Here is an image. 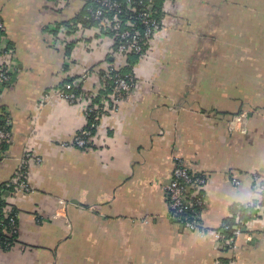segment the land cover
<instances>
[{
	"label": "crops",
	"instance_id": "0c3cea01",
	"mask_svg": "<svg viewBox=\"0 0 264 264\" xmlns=\"http://www.w3.org/2000/svg\"><path fill=\"white\" fill-rule=\"evenodd\" d=\"M83 1L0 0L18 59L0 86L12 121L11 141L0 146V195L18 210L17 241L0 249V264H264V0L165 2L177 6L160 14L133 67L137 86L96 112L88 143L77 147L87 116L57 89L109 47L67 55L76 35L60 46ZM28 148L40 161L25 193L10 184ZM179 161L205 177L197 231L169 216L165 186ZM250 204L259 207L233 242L217 240L233 208Z\"/></svg>",
	"mask_w": 264,
	"mask_h": 264
},
{
	"label": "built area",
	"instance_id": "2783aa9c",
	"mask_svg": "<svg viewBox=\"0 0 264 264\" xmlns=\"http://www.w3.org/2000/svg\"><path fill=\"white\" fill-rule=\"evenodd\" d=\"M168 3H176V0H165ZM153 0H101L100 7L94 12V18L99 22L93 26H82L74 24L73 29H68L64 26V36L61 39L60 46H64L65 50L68 47L69 40L76 35L72 46L73 49L81 48L83 51H95L102 48L105 41H109V47L105 51L103 62L106 63L107 58L112 62L105 67L98 65L92 70H87L79 76L68 75L65 81L57 89L58 96L70 104H82L84 116H88L93 112H100L104 106H107L110 100L118 102L121 99L130 95L137 86L136 77L131 74H120L119 68L127 65L126 55L134 53L140 59L145 57L152 46L154 36L161 29V22L158 21L150 10V5ZM131 12L129 18L123 21L119 15ZM113 15L109 16L108 13ZM140 24V26H138ZM104 32H111V36L103 35ZM117 37V42L115 38ZM116 43V49L114 45ZM71 48V49H72ZM70 49V53H71ZM103 67V68H102ZM18 68V59L15 50L7 44L4 33V22L0 17V86H6L11 83L12 76ZM102 70L101 76L100 69ZM72 78H71V77ZM89 77L95 82L94 87L85 89L83 82ZM105 83L111 85V94L98 101L94 99L103 92ZM79 88V90L77 89ZM0 146L8 144L11 141V117L6 109H0ZM91 136V131L86 127L80 129L73 137L72 143L77 147H84ZM40 159L31 149L24 151L23 157L17 174L15 175L14 183L16 190L22 192H31L32 186L29 181V169L32 163L39 162ZM205 184V177L201 175H193L181 162H177L171 181L165 186L168 204L169 216L178 220L183 228L187 230H200L201 225L198 221L199 210L204 205V198L200 188ZM259 190L262 200H264V181L259 183ZM256 208L259 204H253ZM195 207L198 211H195ZM8 226L17 229V224L14 218L10 219ZM223 229L231 228L232 237L225 238L221 230L213 231L214 237L219 241L233 242V238L241 232L239 226L229 227L226 224L221 225ZM233 244V243H232ZM6 249L11 246V242H5ZM1 247V243H0ZM228 264H233L228 262Z\"/></svg>",
	"mask_w": 264,
	"mask_h": 264
},
{
	"label": "trees",
	"instance_id": "16d2710c",
	"mask_svg": "<svg viewBox=\"0 0 264 264\" xmlns=\"http://www.w3.org/2000/svg\"><path fill=\"white\" fill-rule=\"evenodd\" d=\"M100 1L101 0H84V4L82 6V8L80 9V11L77 13V15L74 16V18L72 20H69L68 22L65 21L64 24L67 22V26L69 28H73L74 24H79L82 26H93V25H97L98 24V20L94 18V12L95 10L100 7ZM118 2H124V0H117ZM134 1V0H132ZM136 1V0H135ZM165 3V0H153V4L150 5V10L153 12V16L160 21L161 15L162 13L165 14L164 10L167 9H173L176 6L172 7L170 5L166 6L163 5ZM123 9H124V5H123ZM124 11H126L124 9ZM127 14L122 13L120 16V18L125 21L127 18H129V15L131 14V12H127ZM109 16L113 15L112 12L108 13ZM138 26H140V24H138ZM56 30V29H55ZM54 30V31H55ZM103 35H113L111 34V32H104L102 33ZM116 42H117V37L115 38ZM72 47H68L66 53L67 55L70 53V49ZM114 48L116 49V43L114 45ZM112 62V60L110 58H107L106 63H104L103 61L100 63L98 62L96 66L101 65L103 67L107 66L109 64V62ZM140 61V58L137 54L134 53H128L126 55V62L127 65L122 66L121 68H119L118 72L120 74H133L135 77V73H134V69L133 67H135V64H137ZM102 67V68H103ZM108 67V66H107ZM100 69V76L102 73L103 69ZM104 90H102L103 92H100V94L94 99L95 101H98L102 96H106L107 94H111V85L108 83H105L104 85ZM79 90V88H77ZM113 101V100H111ZM96 112L91 113L90 115L87 116V125L86 128L89 129L91 131V133H93V122L96 118ZM0 124H1V117H0ZM4 145L7 144H1V146L3 147ZM86 146V145H85ZM84 146V147H85ZM264 181V180H262ZM11 183V182H10ZM12 187H16V184L12 181ZM9 186V184H8ZM253 204L250 205H246L244 207L242 206H236L235 208H233V215L228 217L223 224L228 225L229 227L232 226H239L241 228V225L243 223V221H246L247 218L249 217V212L253 211ZM199 209L195 207V211H198ZM17 212L18 210L15 207L10 206L6 200L4 198H2V195H0V243H1V247L0 249H6V245L5 242H11V246L14 244V242L17 241V229L15 231V229H13L11 226H8L10 219L14 218V220L16 221L17 224ZM242 221V223L240 222ZM240 222V223H239ZM219 230H221V233L224 235L225 238H230L232 237V230L231 228L225 230L223 229V227H219ZM9 246V248L11 247ZM8 249V248H7Z\"/></svg>",
	"mask_w": 264,
	"mask_h": 264
}]
</instances>
